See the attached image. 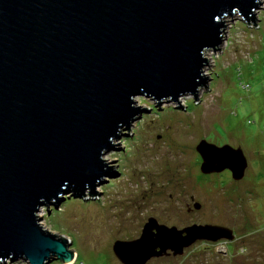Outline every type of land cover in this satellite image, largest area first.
<instances>
[{"label":"water","instance_id":"95a60500","mask_svg":"<svg viewBox=\"0 0 264 264\" xmlns=\"http://www.w3.org/2000/svg\"><path fill=\"white\" fill-rule=\"evenodd\" d=\"M261 0H0V264L68 261L69 240L38 212L64 194H96L114 165L103 155L145 107L136 96L195 100L207 86L208 50L220 49L224 18L247 23ZM168 101V100H166ZM160 107V106H159ZM203 173L248 166L241 147L197 145ZM114 161V160H113ZM110 161V162H113ZM194 206L199 208L200 204ZM49 210V209H48ZM218 224L167 226L150 217L140 236L116 240L123 264L182 254L197 240L234 239Z\"/></svg>","mask_w":264,"mask_h":264},{"label":"rangeland","instance_id":"374dc122","mask_svg":"<svg viewBox=\"0 0 264 264\" xmlns=\"http://www.w3.org/2000/svg\"><path fill=\"white\" fill-rule=\"evenodd\" d=\"M255 15L256 25L239 11L224 18L221 48L206 53L208 87L198 99L181 95L180 107L168 97L159 107L152 97H135L147 111L114 140L119 148L103 155L116 175L105 176L96 194L86 188L83 196L66 193L57 206L40 207V223L68 239L76 254L72 263L48 264H123L115 241L138 238L150 217L179 229L223 225L236 238L197 240L182 254L146 264H264V0ZM202 139L241 147L248 161L243 178L203 173L196 148Z\"/></svg>","mask_w":264,"mask_h":264},{"label":"bare ground","instance_id":"6f19581e","mask_svg":"<svg viewBox=\"0 0 264 264\" xmlns=\"http://www.w3.org/2000/svg\"><path fill=\"white\" fill-rule=\"evenodd\" d=\"M207 53V52H206ZM205 72V71H204ZM76 254H72L67 263H72L75 260Z\"/></svg>","mask_w":264,"mask_h":264},{"label":"flooded vegetation","instance_id":"af4514ba","mask_svg":"<svg viewBox=\"0 0 264 264\" xmlns=\"http://www.w3.org/2000/svg\"><path fill=\"white\" fill-rule=\"evenodd\" d=\"M219 146H221V145H219ZM223 172H229L230 174H231V176H232V173H231V171L230 170H228V169H225V170H223ZM234 238H236V237H234ZM200 241H207V240H200Z\"/></svg>","mask_w":264,"mask_h":264}]
</instances>
